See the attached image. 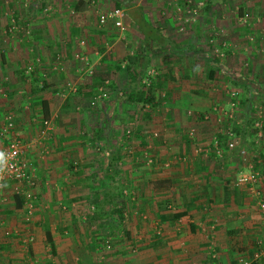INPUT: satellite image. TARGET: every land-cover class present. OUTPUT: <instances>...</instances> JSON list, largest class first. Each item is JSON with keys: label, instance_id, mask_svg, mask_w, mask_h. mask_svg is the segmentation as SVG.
<instances>
[{"label": "crops", "instance_id": "1", "mask_svg": "<svg viewBox=\"0 0 264 264\" xmlns=\"http://www.w3.org/2000/svg\"><path fill=\"white\" fill-rule=\"evenodd\" d=\"M236 1L259 14L251 13L253 24L264 25V0H204V15L178 35L156 28L161 6L154 3L152 13L136 0H0V125L11 116L35 180L28 222L16 183H4L0 264H232L264 242L257 207L264 181L233 186L246 170L247 144V160L264 174L263 147L238 137L251 120L245 118L234 122L236 144L225 148L216 122L225 118L213 109L221 103L227 110L229 97L214 92L209 74L219 66L200 44L201 23L221 25L216 12ZM68 5L80 13L76 23L65 17ZM115 7L123 10V30L98 24V15ZM10 10L18 29L6 33L2 14ZM144 24L156 30L157 44L144 42L138 30ZM254 52L256 88L264 93V51ZM158 55L150 84L156 103L137 104L125 94L143 90L140 77ZM228 67H219L223 76L239 87L246 83L241 69ZM101 86L106 97L90 106ZM44 109L52 128L42 139ZM3 145L0 138V152ZM177 212L191 223L174 218ZM104 240L112 247L106 250Z\"/></svg>", "mask_w": 264, "mask_h": 264}, {"label": "rangeland", "instance_id": "2", "mask_svg": "<svg viewBox=\"0 0 264 264\" xmlns=\"http://www.w3.org/2000/svg\"><path fill=\"white\" fill-rule=\"evenodd\" d=\"M136 1L140 2L139 4H144V7L148 8L147 9L148 12H151L152 8L155 7L156 5L158 6L160 5L161 7L159 8V11H157L158 16H159V19H158L159 25L156 28L161 29V30L162 28L166 29V32L168 34H173V35H178L179 32L188 33L193 26L192 25L193 22L194 23L195 21L197 22L199 20V17L202 16V14L204 15V13L202 12L205 11L204 6H203L204 0H184L182 3H181V0H136ZM237 2L238 1H236L235 3L233 2L231 4L228 2L226 5L228 6L227 9H223L225 13L221 11L222 14H220L219 16L217 15V12H216L214 17L216 19L218 18L219 20H223V23L221 25H214L213 27H210V23L208 21L209 18L206 20L207 22L206 25H205V21L201 23V28L199 29L200 30L199 35L201 37L200 44L206 51L209 52L207 53L210 54V57H212L213 60H215L214 62L216 63H214V65L216 67L229 66L228 68H234V70H237V71L241 69V72L238 71V73L240 72L241 74H243L245 78L248 77L246 79V83H243L244 79L241 81L239 80L240 83L243 84L242 86L239 87L233 84L232 81H229L225 76H223L221 71L219 70V67L216 68V70H214L213 74L211 73V76L213 77L212 81L213 82L215 81L214 83L212 82L214 92H217L220 98H222V94L224 93L227 94V96L229 97L228 99L230 101L229 92L235 91L236 100L238 102L237 105L233 107L228 106L227 110H225L222 107L221 103L219 104L217 102L218 106H215V108L217 109L216 112L220 111L221 113H226L224 115L225 121L220 123L222 125L221 129L229 127L232 130L235 127V124H234L235 121L238 120L240 122V120L243 121L245 118L254 120V119H257L259 116H260V120H263L262 125L264 129V93L261 92L259 88L258 89L256 88L257 87L256 83L258 81L256 80V76L253 73V71L256 68L254 64L259 59V58H255L257 57L258 54L254 52V47H255V50L262 49L264 51V25L263 24L261 25V23H259V25L253 24L255 19L254 20L251 19L252 18L251 13H253L252 10H249L247 8L240 9L239 7H236ZM153 3L155 4V6L153 5ZM70 9L73 10V13H69ZM66 10L67 11L65 12L66 13L65 17L68 18L69 20L70 19L74 20L73 23H76L77 18L80 17V13L79 12L77 13V11L74 10V7L70 5L66 7ZM213 11L215 12V10ZM152 13H153V10H152ZM8 14H11L15 17L14 11L11 12V10L6 11L4 14H2V16L7 21L4 26L5 27L4 30L6 31V33H9L6 29L7 24H8V19H9ZM167 14H169L171 18L166 17L168 16ZM253 15L256 16L259 14L255 11ZM91 16L93 18V15ZM208 16L211 17V15H208ZM165 17L170 19V21L165 19ZM92 22L90 24L91 29L93 26ZM163 22L165 23L163 24V26H161V23ZM76 28L77 27L74 28L76 30V33L80 35V26L78 27L79 30ZM260 29H261V32L258 31ZM25 35L27 36V34ZM257 35L258 36L260 35L261 38H259ZM258 40L260 41L261 45L258 44ZM160 57L161 56L158 55V57H156L155 59H153L151 62L148 63L146 67L147 68L146 71L152 70L153 73L151 76L148 77V80H149L148 86H145L143 83H141L143 85V90H147L150 84H152L153 77L157 75L155 71L159 70L158 68L161 65ZM241 62L243 63L246 62L247 65H243L242 67L240 65ZM146 71H145V74H146ZM145 74L142 75L140 78L142 79L145 76ZM248 79L251 82H248L249 81ZM259 83L264 84V79H261V82ZM225 84H227L228 87H231L233 89H226L228 91L225 90L224 92V90H222V86ZM157 98L163 99L164 93L157 94ZM219 100L221 102V99ZM228 115H230V117H228ZM247 126H248V122L245 125V129L248 132L247 133L248 138L249 137L251 138L250 141L252 142L254 139H256L255 143L261 147H264V135H262L260 138H256L255 135L254 137H252V131L255 132V129H252L249 126L248 127ZM239 128H242V125ZM237 134L239 138L244 137L240 133H237ZM247 147H249L248 144L244 146V150L247 151L248 149ZM136 155H139V154H136ZM119 207L121 208V206ZM123 219L125 218L122 217V219L120 220H123ZM120 220H119L118 225L122 229V224L124 225L125 222L124 223L122 221L120 222ZM122 232L124 233V231ZM261 243H263V241H261ZM111 247L112 246L110 245V248ZM256 247H254L250 252H252ZM250 252L246 250V252L242 253L243 254L242 257H247Z\"/></svg>", "mask_w": 264, "mask_h": 264}, {"label": "built area", "instance_id": "3", "mask_svg": "<svg viewBox=\"0 0 264 264\" xmlns=\"http://www.w3.org/2000/svg\"><path fill=\"white\" fill-rule=\"evenodd\" d=\"M8 24L7 31L9 33L16 32L18 27L16 26L15 18L13 15L8 14ZM123 10L119 7L111 8L106 12H102L98 15V24H104L106 21H110L114 27L123 30V22H122ZM28 28L22 29V33L28 34ZM92 73L91 70L88 71V75ZM153 73L152 70L146 71L145 76L140 80L145 86L149 85L148 77ZM106 82L102 84L105 86ZM66 86L70 91H75L74 87L70 83H66ZM236 92L230 91V101L229 106L233 107L237 105L236 100ZM106 97V91L103 86L98 89V92L92 97L90 101V106H94L97 101ZM214 111L217 109L214 108ZM218 115L224 116L226 113L217 112ZM230 117V115H228ZM217 123L222 122V118L218 117L216 120ZM263 120H260V116L257 119L253 120L252 129H255L256 138H260L264 135L263 129ZM52 126L50 120L44 118L40 121V128L38 130V134L42 139H45L50 132ZM263 129V130H262ZM222 134L223 139L225 140L224 146L227 150H231L236 144V139L234 137V132L229 128H222L219 131ZM130 134L129 130H125V136L128 137ZM0 138L3 139L4 145L0 152V205L4 201V194L2 192L4 183L7 181H13L16 183L15 188L13 189L14 193L21 196L24 200V220L28 222L33 214V199L34 194L32 192V188L35 185L34 174H33V166L28 162L25 156V144L22 142L21 138L13 130V122L10 115H6L3 123L0 125ZM213 145L216 148V152L220 153V144L217 138H213ZM241 154L246 160V170L238 172L233 179L234 187H252L256 183L260 181H264V174L257 168L254 167L253 162L247 160L248 154L241 150ZM263 158H264V147H263ZM143 162L145 165L152 164V158L150 156L144 155L142 156ZM264 165V162H262ZM25 187V188H24ZM24 188V189H22ZM128 192L125 190L121 191L122 195H126ZM256 195H259V191H254ZM257 207L264 218V201H258ZM31 240V239H30ZM104 248L107 250L110 248V244L108 240H104ZM264 264V242L258 244L247 257L238 258L232 264Z\"/></svg>", "mask_w": 264, "mask_h": 264}, {"label": "trees", "instance_id": "4", "mask_svg": "<svg viewBox=\"0 0 264 264\" xmlns=\"http://www.w3.org/2000/svg\"><path fill=\"white\" fill-rule=\"evenodd\" d=\"M138 30L139 32L142 34L143 38H144V42L147 43L149 41H152L154 43L157 44V40L154 39V35L156 34V30L153 29V28H149L148 29V25L146 26V24H144L143 26H138ZM146 45V44H145ZM211 74V73H210ZM209 74V76H211ZM126 97L132 99V101H134L135 103L137 104H143V103H147L148 105H152L154 103H156V98H155V88L153 86H149L147 88V90H139V91H136V92H133L132 93L130 91H128L126 94ZM43 117L46 118L47 115H46V112H45V109L43 111ZM248 123H249V127L251 128L252 126V123H253V119L251 120H248ZM247 126V127H248ZM240 132L244 133V138L247 135V130L245 129V127H242L240 128ZM239 130V129H238ZM252 137H254V132L252 131ZM243 138V139H244ZM173 217L174 218H180V219H184L186 220L189 224L191 223L190 220H189V217L184 213V212H177V213H174L173 214ZM119 219H121V217H119ZM250 264H255V263H250Z\"/></svg>", "mask_w": 264, "mask_h": 264}]
</instances>
